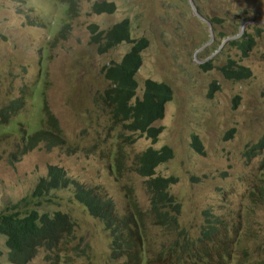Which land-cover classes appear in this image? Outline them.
<instances>
[{"label": "rangeland", "instance_id": "rangeland-1", "mask_svg": "<svg viewBox=\"0 0 264 264\" xmlns=\"http://www.w3.org/2000/svg\"><path fill=\"white\" fill-rule=\"evenodd\" d=\"M73 1L76 15L69 16L61 2L0 0V107L13 98H27L14 120L26 123L31 134L39 128L44 102L67 141L66 147L38 145L18 160L5 155L23 151L17 127L0 129L12 134L0 138V214L30 195L48 167L56 166L109 199L120 217L130 208L128 195L133 197L141 219L145 215L137 239L141 258L114 261L122 256H112L109 232L69 189L50 194L38 209L70 215L75 226L67 242L52 253L40 250L29 264H179L163 252L178 233L196 240L207 211L226 229L225 237L214 235L205 245L210 258L225 255L227 263L234 258L232 264L263 260L264 0H106L116 6L112 14L92 12V4L101 0ZM124 19L132 39L149 41L136 75L137 96L147 79L172 90L163 119L153 125L162 128L156 141L125 129L123 123L129 122L113 121L104 100L108 83L103 69L120 62L131 44L100 54L90 44L88 27L95 24L106 31ZM210 19L220 22L211 25ZM255 28L262 31L256 35ZM213 32L216 37L205 48ZM245 32L255 42L246 56L227 44L214 53L225 40ZM208 59L213 68L203 72L199 65ZM228 60L248 68L250 78L224 79L218 68ZM211 84L218 89L208 98ZM193 136L203 153L192 148ZM164 146L173 157L156 168V176L175 180L168 188L178 204L173 230L153 222L147 180L136 171L143 151ZM4 241L0 235V264H9ZM54 252L59 257L52 260Z\"/></svg>", "mask_w": 264, "mask_h": 264}, {"label": "trees", "instance_id": "trees-1", "mask_svg": "<svg viewBox=\"0 0 264 264\" xmlns=\"http://www.w3.org/2000/svg\"><path fill=\"white\" fill-rule=\"evenodd\" d=\"M51 1L64 4L63 13L65 15H76L77 7L74 8L73 0ZM115 10L116 6L112 1L101 0L92 4V12L95 14H112ZM219 22L220 20L217 19L209 20L211 25ZM261 31L260 28H255L256 35ZM88 32L90 33V44H96L100 54H105L123 43L131 44L130 49L123 55L120 62L110 63L103 69V78L108 83L104 91V100L110 108L113 121L129 122L123 123L125 129L156 141L162 128L153 125L163 119L165 105L172 100V90L165 83L147 79L143 82L141 97L137 96L136 75L142 67V53L149 46L148 39L145 37L132 39L131 26L127 19L116 23L106 31H99L95 24H91L88 27ZM252 36L245 32L240 38H235L228 44L236 47L243 56H246L255 43ZM215 37L213 32L211 39L214 41ZM211 39L210 43L206 42L209 44L205 48L213 43H211ZM222 49L223 47L217 53ZM199 68L203 72L211 70L213 68L211 60L200 64ZM218 69L226 80L236 82L246 80L251 75L249 69L236 65L232 60H228L224 66ZM217 89L215 84H211L208 98H211ZM26 105L27 98L22 96L13 98L7 105L0 107V129L16 126L23 150L14 149L5 154L6 157L19 160L24 156V152H29L38 145L66 147L67 141L58 121L44 102L39 110V128L33 133H28L26 123L14 120V117ZM11 135L9 132L0 133V138L3 137L4 140ZM192 148L198 153H203L201 142L197 136L192 137ZM172 157L173 151L167 146L158 150L149 147L138 156L136 167L138 175L147 180L146 190L149 194L150 217L155 224L165 227L166 230L168 228L173 230L177 222L175 213L178 212V204L175 197L168 191L169 185L175 180L156 176V168ZM69 189H73V199L86 209L92 218L101 221L105 231L109 232L112 256H122V258H112L114 261H119L124 257L128 262L141 258L140 255L137 256L139 250L137 239L141 238L140 229L144 224L145 215L141 219L138 208L132 201L133 197L128 195L130 208L125 216L120 217L109 199H103L96 195L91 188L74 182L63 169L49 166L47 175L38 181L30 195L22 198L7 212L0 214V235L5 240L9 264H29L40 250L52 253L58 246L67 242L66 237L70 235L75 226L70 215L61 211L49 212L38 209L43 203L42 200L49 201L46 197L50 194ZM22 208L23 211H21ZM209 213V211L204 213L205 224L196 240L184 233H178V238L169 243L163 254L167 258L175 259L179 264H232L234 258H229L230 262L227 263L228 258L225 255H220L218 259L209 257L205 245L212 240L211 237L217 234L226 236V229L221 230ZM224 245L228 246L229 243L225 240ZM175 255L176 258H173ZM58 257L54 252L52 260ZM56 263L62 264V262ZM253 264H264V259Z\"/></svg>", "mask_w": 264, "mask_h": 264}, {"label": "clouds", "instance_id": "clouds-1", "mask_svg": "<svg viewBox=\"0 0 264 264\" xmlns=\"http://www.w3.org/2000/svg\"><path fill=\"white\" fill-rule=\"evenodd\" d=\"M244 29H245V28H244ZM241 32H243V31H241ZM241 32H240V33H241ZM234 39H235V38H230V39L225 40V42H224L222 45H221V44L219 45V47L214 51V53H216V55H217V54H218L217 52H218V50H219L221 47H224L226 44L229 45L228 43H229L230 41L234 40ZM211 42H212V39H211ZM209 43H210V41H209ZM209 43H208V44H209ZM208 44H207V45H208ZM207 45H206V46H207ZM206 46H205V47H206ZM208 60H211V59H208ZM208 60H203L200 64H202V63H204V62H206V61H208ZM232 61H233V60H232ZM241 67H242V66H241ZM247 69H248V68H247ZM220 73H221V72H220ZM221 75H222V74H221ZM250 76H251V75H250ZM223 78H224V77H223ZM249 78H250V77H249ZM224 79H225V78H224ZM229 81H231V80H229ZM234 82H236V81H234Z\"/></svg>", "mask_w": 264, "mask_h": 264}, {"label": "water", "instance_id": "water-1", "mask_svg": "<svg viewBox=\"0 0 264 264\" xmlns=\"http://www.w3.org/2000/svg\"><path fill=\"white\" fill-rule=\"evenodd\" d=\"M244 28H245V26L242 27V29H244Z\"/></svg>", "mask_w": 264, "mask_h": 264}, {"label": "bare ground", "instance_id": "bare-ground-1", "mask_svg": "<svg viewBox=\"0 0 264 264\" xmlns=\"http://www.w3.org/2000/svg\"><path fill=\"white\" fill-rule=\"evenodd\" d=\"M246 36V35H245ZM119 264H121V263H119Z\"/></svg>", "mask_w": 264, "mask_h": 264}]
</instances>
